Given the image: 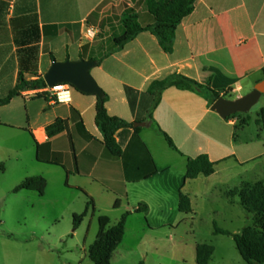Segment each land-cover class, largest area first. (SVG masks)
Segmentation results:
<instances>
[{"label":"crops","instance_id":"crops-1","mask_svg":"<svg viewBox=\"0 0 264 264\" xmlns=\"http://www.w3.org/2000/svg\"><path fill=\"white\" fill-rule=\"evenodd\" d=\"M126 6L139 13L143 25L154 23L146 0H0V97L18 84L21 72L27 79L44 77L54 59L102 58L91 72L109 94V113L129 122L150 123L139 132L120 129L116 137L123 153L115 158L102 143L95 94L73 86L71 100L59 103L46 87L25 89L0 105V144L10 147L8 140L14 138L26 143L0 156V227L6 226L2 217L18 199H27L29 205L43 211L58 210L60 216L55 214L54 221L65 211L74 219L81 207L85 210L89 197L96 207L81 223L90 216L84 235L79 228H68L54 238L41 235L32 241L14 229L5 230L0 239V264H95L89 248L99 229L91 239L93 221L108 215L114 225L127 211L132 213L112 264H173L172 259L161 258L160 241L172 239L169 233L174 236L177 224L195 225L209 194L222 193L227 208H237L240 200L230 199L231 190L264 182L256 178L264 165H255L264 159V139L261 135L237 137L244 118H223L213 110L216 99L210 89L166 88L153 118L150 111L155 97L149 92L152 82L174 73L209 83L222 96L226 89L231 90L232 98L251 91L264 80V0H197L177 29L171 53L150 31L113 51L114 38L124 31L116 9ZM94 12L99 14L97 24L88 20ZM90 28L95 29L93 37L88 35ZM127 86L135 90L131 96ZM73 109L84 126L73 118ZM59 117L66 120L67 127L50 137L47 128ZM202 153L215 162V171L187 179L188 159ZM249 172L255 180H248ZM4 176H8L6 186ZM29 176L46 178L43 195L26 189L14 191ZM181 192L190 197L191 212L180 210ZM140 203L148 206L145 213L134 211ZM40 216L50 219L48 213ZM131 218L141 225L129 237ZM158 228L164 230L161 235L156 234Z\"/></svg>","mask_w":264,"mask_h":264},{"label":"trees","instance_id":"trees-1","mask_svg":"<svg viewBox=\"0 0 264 264\" xmlns=\"http://www.w3.org/2000/svg\"><path fill=\"white\" fill-rule=\"evenodd\" d=\"M197 0H146L147 10L155 17L154 23L143 25L140 22V16L135 9L126 6L119 10L122 16V24L124 31L122 34L114 38L115 48L113 51L123 48L129 41L133 40L143 31H150L154 34L162 48L171 53L174 50L176 32L179 25L185 17L193 12ZM98 13H92L88 20L97 24ZM98 63L102 58L96 59ZM34 76H37L35 73ZM178 87L181 89L201 90L203 88L210 89L214 98L222 96L221 91L211 88L210 84H203L198 80L180 73H174L163 80H155L149 87V92L154 95V103L150 111V118H153V110L161 100L162 91L169 87ZM47 87L44 77L38 76L34 79H27L24 73H20L18 84L10 90L6 97H0V105L9 103L15 96L25 89H38ZM128 94L131 96L135 90L129 86L126 87ZM44 93H38L41 96ZM223 96L232 98L231 90L226 89ZM109 94L104 91L103 96H97L96 105V122L103 134V145L109 154L118 158L122 155L123 149L119 144L116 134L120 129L134 128L139 132L141 127H135V122H129L118 116L111 115L108 111L107 102ZM133 103V99H132ZM73 118L82 125V120L78 111L73 109ZM231 115L228 118H232ZM264 127V107L260 111V118L257 120ZM243 123H248V118L243 119ZM84 126V125H83ZM67 127L66 120L57 118V120L48 126V134L50 137L59 134ZM157 130L162 133L168 143L177 148L171 136L156 124ZM215 171V162L211 160L207 153L199 154L196 157H190L187 163L186 178H196L200 174L210 175ZM47 187V180L44 176H29L18 184L14 191L33 190L43 195ZM126 195V192L124 193ZM228 196L233 199L238 196L240 203L253 215V224L245 226L239 233L221 228L215 223V233L232 235L236 246L248 264H264V182L257 181L250 187H242L231 190ZM116 202V206H118ZM180 210L183 212H191L192 204L190 197L184 192L180 193ZM95 202L89 197L86 208L82 213L74 214V229H77L84 219L95 212ZM148 206L140 203L135 207L136 212H146ZM132 212H125L121 219L114 225H111L108 215L99 216V231L95 241L89 248V255L95 264H112V258L115 250L123 241L126 233V224L128 217ZM215 251V247L209 243H199L196 247V259L198 264H210V259Z\"/></svg>","mask_w":264,"mask_h":264},{"label":"rangeland","instance_id":"rangeland-1","mask_svg":"<svg viewBox=\"0 0 264 264\" xmlns=\"http://www.w3.org/2000/svg\"><path fill=\"white\" fill-rule=\"evenodd\" d=\"M111 44V42L108 43V45ZM263 105L264 96L254 107H252L250 111L239 112L233 115V117L237 119L238 117L242 119L248 118V123L244 124L243 128L241 126L237 128V137L250 138L261 135L264 139V127H262L261 124H259L257 121L260 118L259 111ZM8 143L10 147L7 146V144H0V156L4 155L5 152L8 151L14 152L17 148L21 146L25 147L26 145L25 141H23V139L21 138H14L12 141L8 140ZM261 145V148L263 149L264 146L263 144ZM255 152H258V150L256 149ZM256 163V167H261L264 165V159L261 160L260 164H258V162ZM36 172L41 171L40 169H36ZM258 173L260 174V176L256 178L264 180V171H262V173L259 171ZM248 176V180H255L252 177V172H249ZM7 177H3V180L5 181L4 186H6ZM0 184H3L2 181H0ZM54 184L55 183H52V185ZM0 194H2V192ZM216 194H209V198L205 201V204L202 205V209L200 210L201 219L197 223H195V225L191 224V222H182L180 224H177L175 225L176 228L173 231L174 236L170 235L169 233V236H171L172 239H167V241L165 240L164 242L160 241L161 247L159 249V252L160 254H162L161 258L164 261H166L167 259H172L173 264H194L196 263V243H209L215 247V251L210 259V264H248L241 256L233 236L228 234L215 233L214 229L215 223H217V225L221 228L227 229L232 233H239L245 226L253 224L254 214L246 210V208L240 203V201L238 202L237 208H227V198L222 193L218 192ZM236 197L238 200H240L238 196ZM236 197H234L232 200H235ZM24 200H16L6 210L5 215H3L2 217L4 222H6V226L4 225V227H0V239L3 238L2 233L7 229H14L16 230V232L18 231L17 234L25 237L30 236L32 241L37 239L34 237H38L41 235H51L54 238L55 236H58L65 232V230L68 228L71 230L74 229L73 218L67 215L68 213L66 214L67 211H65L64 216L59 217V219L54 221L53 216H55V214L56 216H60L58 215V210L48 209L47 211H43V209H36V207L34 208L32 205H29L27 203V199ZM79 210V213H82L84 209L83 207H81V209ZM43 213H48L50 219H42L40 215H42ZM89 217L85 220L83 225H80L78 227L79 233L81 235H84L87 230ZM131 219H133L132 221L134 222L130 225V230L128 232L129 237L130 234H133L138 229H140L141 225L136 218ZM128 220H130V216L128 217ZM152 222L154 221L152 220ZM98 229L99 222H97V220H94L91 225V239L96 236V232ZM156 231V234L161 235L164 230L158 228ZM12 236L14 237V235ZM183 237L187 239L184 242L180 241V239ZM183 258L187 261V263L183 261ZM133 260L134 258L132 257L131 261Z\"/></svg>","mask_w":264,"mask_h":264},{"label":"water","instance_id":"water-1","mask_svg":"<svg viewBox=\"0 0 264 264\" xmlns=\"http://www.w3.org/2000/svg\"><path fill=\"white\" fill-rule=\"evenodd\" d=\"M96 59H84L65 61L53 60L50 69L44 75L48 86L57 83L67 82L76 89L97 96H103L104 90L92 75V68L97 65ZM264 93V80L259 81L255 87L242 96L236 98L218 97L212 109L216 110L223 118H228L239 112H248L254 107ZM135 127H145L150 125L148 122L137 121Z\"/></svg>","mask_w":264,"mask_h":264},{"label":"built area","instance_id":"built-area-1","mask_svg":"<svg viewBox=\"0 0 264 264\" xmlns=\"http://www.w3.org/2000/svg\"><path fill=\"white\" fill-rule=\"evenodd\" d=\"M88 35L93 37L95 35V29H88ZM73 86L67 82L57 83L53 86L46 87L47 91L52 95L55 101L59 103H68L71 100V90Z\"/></svg>","mask_w":264,"mask_h":264}]
</instances>
